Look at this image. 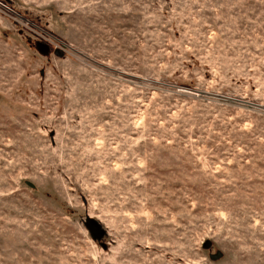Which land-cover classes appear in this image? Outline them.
<instances>
[{
	"label": "rangeland",
	"instance_id": "obj_1",
	"mask_svg": "<svg viewBox=\"0 0 264 264\" xmlns=\"http://www.w3.org/2000/svg\"><path fill=\"white\" fill-rule=\"evenodd\" d=\"M0 4V264H264V0Z\"/></svg>",
	"mask_w": 264,
	"mask_h": 264
},
{
	"label": "water",
	"instance_id": "obj_2",
	"mask_svg": "<svg viewBox=\"0 0 264 264\" xmlns=\"http://www.w3.org/2000/svg\"><path fill=\"white\" fill-rule=\"evenodd\" d=\"M1 6L4 7L3 5H1ZM4 8L7 9L6 7H4ZM36 48H37L38 53H40V54L46 55V53L48 52V46L43 44V43L39 42L37 44ZM85 224H86V228L89 230L90 234L94 238L98 239V237L102 234L101 226L98 223H96L95 221H93L92 219H87Z\"/></svg>",
	"mask_w": 264,
	"mask_h": 264
}]
</instances>
